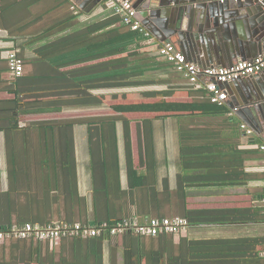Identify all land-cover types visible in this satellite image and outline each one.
I'll return each mask as SVG.
<instances>
[{"label":"trees","instance_id":"1","mask_svg":"<svg viewBox=\"0 0 264 264\" xmlns=\"http://www.w3.org/2000/svg\"><path fill=\"white\" fill-rule=\"evenodd\" d=\"M40 1L43 0H0V30L7 31L24 61L23 75L7 80L4 86L14 97L0 102V121L4 122L0 132L6 135L9 173V189L0 192V231L27 223H80L83 226L106 223L112 227L127 219L145 223L154 218L182 217L188 221V235L181 233L177 240L173 234L141 236L128 232L118 238L107 231L100 236L62 237L59 246L33 237L11 238L0 243V264H106L104 248L107 244L110 248L108 264H119L120 245L121 264H264L263 207L223 204L190 207V199L194 197L191 188L241 185L249 179L245 171L248 151L240 148V127L232 120L216 125L217 119L230 112L226 103L212 102L207 90L204 91L208 98L204 99L203 90L195 89L188 81L184 89L199 96L192 102L170 100L180 90L176 87L164 92L89 93L91 88L148 84V72L154 69L156 60L150 61L148 50H143L146 45L142 42L146 38L114 14L73 30L79 23L73 10L61 19L50 21L46 27L29 32L30 20L23 23L19 16ZM68 3V0H53V5L33 21ZM27 36L31 38L27 44L16 40ZM29 46H34L36 57L33 59L25 56L24 51ZM1 60L8 66L0 52ZM29 64L46 65L47 74L26 71ZM23 82H30L26 89L22 88ZM27 87L31 91L32 87L46 90L48 97L29 94ZM65 108L106 111L24 122L27 114L60 112ZM167 119L178 122L175 187L170 183L171 174L160 172L155 154L153 122ZM135 122L140 131L137 137L142 139L140 151H145V155L140 156L145 163L139 166L135 165L133 155ZM119 124L123 126L127 188L122 184ZM74 125H86L89 130L91 204L79 191L73 140L68 143L67 137L60 138L68 128L71 132ZM32 134H43L40 145L60 162L62 174L52 188L56 191L53 201L59 203L51 205V212L40 203L44 189L24 187L23 162L29 157V151L38 146L37 140L29 139ZM70 147L71 155H64ZM47 155L43 161L47 160V165L51 166L54 162L47 159ZM27 176H31L29 172ZM22 193L30 194L33 203L26 210L18 211ZM68 197H72L73 203H65ZM210 227H214L216 234L191 235L195 230Z\"/></svg>","mask_w":264,"mask_h":264},{"label":"crops","instance_id":"2","mask_svg":"<svg viewBox=\"0 0 264 264\" xmlns=\"http://www.w3.org/2000/svg\"><path fill=\"white\" fill-rule=\"evenodd\" d=\"M230 1V0H229ZM235 0H231L234 2ZM68 4L62 5L57 9L50 11L48 14L43 15V17L39 20H34L37 16L44 14L52 5L53 0H43L40 3L36 4L29 10H24L20 18L22 17L23 23L30 20V29L29 32H32L31 29H41L46 27L50 21H56L61 19L66 15V13H70L72 10L75 14L78 15V24L73 28V30H79L86 25L97 22L100 20H104L111 16V12L105 8L103 0H68ZM261 3V2H259ZM214 3H212L213 5ZM223 0L215 1V5H223ZM262 4V3H261ZM209 5V4H208ZM211 9V10H210ZM215 10L214 7H201L199 12L197 13L198 18L202 16L206 17V15H211V13ZM139 12V11H138ZM140 14V12H139ZM252 15V14H251ZM18 16V15H17ZM141 16V14H140ZM142 22L145 21V26L151 31L152 38L142 42V45H146V48L143 50H148L149 58L151 60H156L153 67L154 69L148 72V77L150 80H147L148 84L134 86V87H119V88H112V87H103V88H91L89 89V93L94 95H110L112 93H121V92H144V91H151V92H164L168 89L173 87L179 88L180 90L176 91V93L169 98L172 101H179V102H192L195 98H199V96L191 94V91H187L184 87H186V78L178 72L171 62L164 59L163 57L159 56L158 49L159 45L166 43L162 42V39L166 37V31L171 30L170 26H173L174 20L172 15L162 13L160 20L161 22H151L146 23V19L141 16ZM203 23V22H202ZM206 24V23H205ZM207 28V27H206ZM252 31L254 28L250 25H238L234 24L232 27L226 30V38L230 39L232 44H239V50L243 51V53H239L238 56L232 58L231 61L227 59H223L219 57V63L214 64L218 66H231L235 62L239 60H246V59H253L259 56H264L262 49L257 47V39L256 34L253 35ZM8 33L6 30H0V52L1 57L5 59L6 48H11L13 46V40L8 38ZM31 38L29 36L25 38H16L18 42L27 44ZM197 42L200 43V48H206L208 43L212 48L219 46V40L213 34L205 33L203 29L201 30L200 37L197 38ZM226 43L225 40H221V44ZM230 42V43H231ZM248 42V43H247ZM254 43V44H253ZM175 47L182 52L190 62L197 63L202 66H209L213 65L208 63L206 65L202 64L199 60L200 55H189L185 51L182 50L180 45L178 44ZM34 46L24 51L25 56L27 59H33L36 57L34 52ZM239 51V52H240ZM211 53V52H209ZM243 55V57L240 56ZM204 57V56H203ZM195 58V59H194ZM3 60V59H2ZM0 61V102L6 99L13 98L14 95L11 94L7 89L4 88L6 86V82L13 80V76L10 74L8 70V66L6 61ZM207 62V61H203ZM232 62V64L230 63ZM5 70V71H3ZM48 70V69H47ZM46 65H36V64H29L27 65L26 71L34 72L37 75L40 74H47ZM261 73V75H263ZM260 75V74H259ZM245 78V77H242ZM239 79V78H238ZM233 81L224 84L221 88L227 92V100L225 101L226 105L229 107L230 112L227 113L226 117L219 118L216 120V125L223 123L224 120H228V123L235 122L236 125L240 127V148L245 149L248 151V159L245 162L246 165V173L248 174L249 179L246 183L241 185H215V186H206L203 187V207L211 206V205H226V206H237V207H263L264 208V153L259 149V145L264 142V135L259 134L254 127L250 124L256 122V116L264 115V108L261 107L257 108L256 105L253 107H243L244 104V97H248L247 91L240 88L237 89L235 84L232 83ZM30 82H23L22 88L26 89V85H29ZM120 88H127V90H119ZM182 88V89H181ZM189 88V87H188ZM195 89H202L203 90V98H208L205 94L206 90L203 88H195ZM29 94H33L34 96H46L48 97V91L43 89H35L32 87V91L27 87ZM235 106V109H233ZM251 106V105H250ZM245 108V115L250 121L244 120L241 116L236 114V111ZM248 109V110H247ZM96 111V110H94ZM99 111H106V110H99ZM79 109L75 108H65L60 112H50V113H32L27 114L24 116V122H39L43 120H54V119H66L71 117L79 116ZM86 112V111H83ZM4 122L0 121V125H3ZM177 120L175 119H167V120H158L153 122L154 126V133H155V142H156V157L159 163V170L161 173L171 174L170 183L172 187H175L176 183V167L178 164L179 159V151L174 150L173 154L170 153L168 149L166 152H162L159 150L157 140L161 138V132L165 131V125L171 127V129H167V141L169 137V142H173L175 140V135L177 131ZM22 125H25L23 123ZM242 125H247L248 128L252 129V133L246 132L242 129ZM168 127V128H170ZM119 157H120V164H121V173H122V184L124 188L128 187V178H127V168H126V151L124 146V139H123V126L119 124ZM67 133H61L60 138L67 137L66 141L69 143L73 140L75 146V154L77 157V170H78V177H79V191L82 196L88 198V203H92V189H93V177L92 172L90 169L91 164V152L89 148V130L86 125H74L71 129L68 128ZM43 134H32L30 136V140L35 139L38 141L37 147L32 148L29 151L28 158L23 162V170L26 173L24 175V187L32 186V188L44 189L42 196L43 201L40 202L42 206H45L48 212L52 211L51 205L57 204L59 202L53 201L54 192L52 191L53 185L56 184L57 178L60 177L62 174L60 169V162L57 161L55 155L48 152L46 148L41 146L39 143L41 142V137ZM174 146V144H171ZM39 148V149H38ZM71 147L69 148V152L64 155H71L70 151ZM172 150V149H171ZM175 151V152H174ZM138 154H137V153ZM141 153V154H140ZM48 154V155H47ZM47 155V159L51 160L53 163H50L51 166L47 165V160L43 161ZM133 155H134V163L136 166L139 164H144L145 161L141 160L142 157L145 155V151H140L139 146H134V139H133ZM36 158V159H35ZM28 172L30 173V177L27 176ZM173 172V177H172ZM174 179V180H173ZM40 187V188H39ZM48 188V189H47ZM9 189V173H8V164H7V147H6V135L4 131L0 132V192L7 191ZM26 192V191H25ZM16 197V196H15ZM69 199V200H68ZM33 198L28 193H22L21 197L18 200V211H22L23 209L26 210L28 205L32 206ZM63 203V202H60ZM65 203H73L72 197H68ZM39 204V203H38ZM91 209V207H90ZM51 210V211H50ZM13 218L16 217L15 214L12 215ZM7 218V217H6ZM214 227H210L208 229H213ZM215 229H220L215 227ZM122 236V235H121ZM119 236L118 238H120ZM62 238L57 240H48L50 241L51 246H59ZM118 242H121L118 239ZM118 249V263L121 264L123 262V254H122V245H120ZM109 245H105L104 248V255H105V263H109Z\"/></svg>","mask_w":264,"mask_h":264},{"label":"built area","instance_id":"3","mask_svg":"<svg viewBox=\"0 0 264 264\" xmlns=\"http://www.w3.org/2000/svg\"><path fill=\"white\" fill-rule=\"evenodd\" d=\"M105 8L114 15L122 17L123 22L131 25L133 30H139L146 41L152 38L151 31L142 22L141 16L130 0H103ZM264 6V0H259ZM5 58L8 61L9 72L14 78H19L24 73V61L20 56V49L6 48ZM158 52L161 57L172 62L175 69L180 72L188 83L194 88H205L211 95V101L222 104L227 100V92L221 86L242 77L259 75L264 72V56L253 59L239 60L231 66L209 65L202 66L188 61L173 43L166 42L159 45ZM242 129L252 133L247 125ZM264 153V142L259 145ZM188 226V221L182 217L154 218L145 223L136 219H127L109 227L104 223L99 226L82 225L80 223H50L47 225L27 223L22 226L14 225L9 231H0V243L11 238H36L39 240H57L67 236H100L110 231V235L121 236L133 232L141 236H158L159 234L180 235Z\"/></svg>","mask_w":264,"mask_h":264},{"label":"water","instance_id":"4","mask_svg":"<svg viewBox=\"0 0 264 264\" xmlns=\"http://www.w3.org/2000/svg\"><path fill=\"white\" fill-rule=\"evenodd\" d=\"M215 1L217 0H130L132 6L140 12L148 24L161 22L160 17L163 12L172 15L174 24L170 26L171 30L166 31V37L162 39V42H171L176 46L179 44L182 50L191 56L193 54L200 55L197 59H200L199 61H202L201 63L204 65L218 64L219 57L231 61L239 53H243L239 50V44H232L230 39L225 37L226 30L228 31L234 24L252 26L254 28L252 33L254 36L256 34V45L264 53L263 4L259 3V0H235L234 2L223 0V5H215ZM212 3L214 4L212 5ZM201 7H214L215 10L206 17L200 13L201 17L198 18L197 13ZM202 29L205 33L213 34L215 39L219 40L220 45L212 48V45L210 46L208 43L206 48L201 49L197 38L200 37ZM223 39L226 43L222 42L223 44H221ZM240 56L243 57L241 54ZM230 63L232 64V62ZM232 83L237 89L242 88L247 91L248 97L243 98V107L250 109L256 105L257 108H264V74L239 78L233 80ZM232 107L235 109V106L232 105ZM245 111V108H241L236 111V114L244 120L250 121L245 115ZM255 121L250 125L259 134L264 135V115L256 116Z\"/></svg>","mask_w":264,"mask_h":264},{"label":"rangeland","instance_id":"5","mask_svg":"<svg viewBox=\"0 0 264 264\" xmlns=\"http://www.w3.org/2000/svg\"><path fill=\"white\" fill-rule=\"evenodd\" d=\"M119 90H127V88H120ZM81 112H79V116H84V115H90V114H98L102 111H94V110H86V112H83L82 110H80ZM106 113V112H103ZM138 122H135V124H133V128H132V134H133V139H134V146H142V139H139L137 137L138 133H140V131L138 130ZM165 131L161 132V138L157 140L159 150H162V152H166L168 149L170 150V153L173 154V148L174 150L176 149L178 151V143H177V134L175 135V140H173V142H169V137H168V141H167V135L165 134L167 132V129H171L170 125L167 126L165 125ZM170 127V128H168ZM171 144H174V146H172ZM172 149V150H171ZM175 150V151H176ZM174 151V152H175ZM137 153V152H136ZM138 154V153H137ZM172 177H173V172H172ZM203 188H191L190 189V193L192 194V196H194L191 200L190 203V207L191 208H203ZM169 215H176L174 213H170ZM217 231H214L213 229H207V230H195V232L191 235H195V236H203L205 234L209 235V234H216ZM183 235H188V230H184L182 232ZM180 235H176V239H179Z\"/></svg>","mask_w":264,"mask_h":264}]
</instances>
